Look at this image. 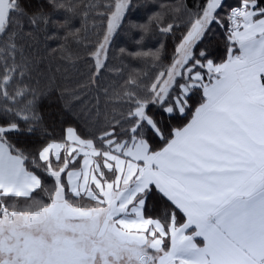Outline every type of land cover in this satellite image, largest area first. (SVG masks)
I'll return each mask as SVG.
<instances>
[{"label": "snow or ice", "instance_id": "6c2138e0", "mask_svg": "<svg viewBox=\"0 0 264 264\" xmlns=\"http://www.w3.org/2000/svg\"><path fill=\"white\" fill-rule=\"evenodd\" d=\"M46 2L65 17L0 0V264H264V0L183 3L186 20L159 28L174 38L171 56L163 44L137 53L153 63L148 82L104 89L120 108L101 121L97 97V120L65 122L59 135L45 111L52 78L27 40L95 10L102 31L80 87L99 90L134 4ZM216 29L222 59L202 47Z\"/></svg>", "mask_w": 264, "mask_h": 264}, {"label": "trees", "instance_id": "16d2710c", "mask_svg": "<svg viewBox=\"0 0 264 264\" xmlns=\"http://www.w3.org/2000/svg\"><path fill=\"white\" fill-rule=\"evenodd\" d=\"M64 3H78L79 0H62ZM89 4L109 3L111 0H84ZM189 7L194 0H133L134 8L119 29L109 51L107 67L99 78L100 88L80 87L88 83L92 61L86 58L94 46L98 33L102 31V21L96 16L95 10L89 11L88 18L83 16L84 9L78 7L75 14L71 15V30L81 29L79 37L71 35L69 28H58L54 25L40 24L33 30L27 43L32 46L33 54L40 61V69L45 80L51 77L50 87L54 89L50 97V106L45 105L46 113H51L53 132L59 135L64 123L85 125V122H95L97 115L93 113L97 97L100 102L99 119L102 121L105 114H112L113 110L120 108L119 104L105 103L104 89H108L109 96L113 89L120 90L121 85L129 77H138L145 83L154 75V66L147 56L137 53L154 52L161 44L165 47L164 55L170 57L173 50L174 38L160 32L161 25L168 23L181 24L186 20V13L177 11L183 3ZM227 4H235L236 0H226ZM34 6L39 5L57 20L65 17L63 11H55L48 7L46 0H33ZM103 10L102 8L100 9ZM159 16V23L155 19ZM129 21L149 25V31L141 33L139 30L130 29ZM179 34L178 32L176 33ZM224 33L216 29L210 40H206L202 47H207L214 58L222 59L225 56ZM124 49L122 53L120 50ZM165 63L167 60L164 61ZM67 90L68 93L76 91L79 99L72 102L69 95L61 100L60 96ZM70 103L71 111L66 113L61 104ZM37 195H40L37 193Z\"/></svg>", "mask_w": 264, "mask_h": 264}]
</instances>
